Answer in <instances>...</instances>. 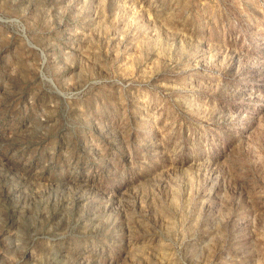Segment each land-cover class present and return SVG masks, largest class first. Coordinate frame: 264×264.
Wrapping results in <instances>:
<instances>
[{
    "label": "rangeland",
    "instance_id": "1",
    "mask_svg": "<svg viewBox=\"0 0 264 264\" xmlns=\"http://www.w3.org/2000/svg\"><path fill=\"white\" fill-rule=\"evenodd\" d=\"M0 264H264V0H0Z\"/></svg>",
    "mask_w": 264,
    "mask_h": 264
}]
</instances>
